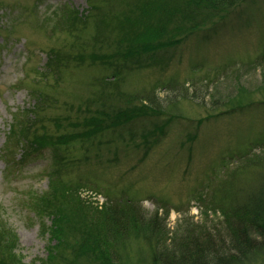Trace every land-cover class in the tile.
I'll return each mask as SVG.
<instances>
[{"label": "rangeland", "instance_id": "374dc122", "mask_svg": "<svg viewBox=\"0 0 264 264\" xmlns=\"http://www.w3.org/2000/svg\"><path fill=\"white\" fill-rule=\"evenodd\" d=\"M85 2L0 0V237L9 239L17 264H42L47 251L53 252L60 234L44 215V199L65 190L67 194L69 188L99 207L107 200L129 198L149 213L168 212L170 234L185 222L220 226L221 212L215 205L222 185L233 172L240 181L251 178L250 168L242 166L253 153L264 150V93L256 89L264 77V63L255 65L264 49V0H244L228 18L160 52L170 56L164 68L149 67L126 82L127 89L155 86L159 96L167 97L173 90L166 82L176 80L188 88V96L193 94L178 99L172 110L178 113L163 135L149 137L148 145L136 136L134 141L114 139L101 145L77 144L74 149L67 139L65 159L44 148L42 153L29 150L18 162L19 151L6 142L14 115L30 106L34 96H48L56 100L50 115L58 122L57 116L70 113L68 104L88 92L92 75L100 73L98 65L73 67L50 88L53 78L42 80L37 72L49 61L52 49L66 50L73 40L62 27L63 19L67 24V11L80 14ZM240 86L247 94L250 91L249 101L240 100L247 95H238ZM32 88L38 91L30 92ZM229 98L242 107L232 110ZM166 117L159 115L160 120ZM48 128L56 136L76 130L69 123ZM257 140L263 147L252 148ZM73 236L66 233V257ZM141 248L146 246L139 241L127 248L129 264H143ZM253 264H264V258Z\"/></svg>", "mask_w": 264, "mask_h": 264}, {"label": "trees", "instance_id": "16d2710c", "mask_svg": "<svg viewBox=\"0 0 264 264\" xmlns=\"http://www.w3.org/2000/svg\"><path fill=\"white\" fill-rule=\"evenodd\" d=\"M242 1L86 0L87 6L80 14L67 11L68 21L66 24L63 19L62 27L73 35V40L66 44V50L52 49L49 61L37 70L38 74L42 80L53 78L48 86L55 88L73 67L98 65L100 73L92 75L88 92L75 97L67 107L70 113L57 116L58 122L50 115L56 110V100L48 96H34L30 106L14 115L6 142L13 143L19 151L16 160L23 161L29 150L42 153L44 148L65 159L67 139L72 149L83 144H107L114 139L134 141L136 136L146 145L152 138L156 140L155 135H163L166 124L177 115L172 110L178 99L191 98L193 94L188 96V88L179 86L176 80L166 82L173 90L167 97L159 96L155 86L127 89L126 82L149 67L164 68L170 56L160 52L228 18ZM255 63H264V49ZM256 89L264 93V77ZM237 90L240 96L247 94L242 86ZM33 91L38 89H30ZM248 96L250 91L240 100L249 101ZM233 100H227L232 110L242 107L240 101L236 104ZM167 113L171 116L166 117ZM160 114L166 118L160 120ZM68 123L76 130L66 135L56 136L53 128H48ZM260 141H255L252 148L263 147ZM248 160L242 170L250 168L251 178L243 182L233 172V178L222 185L223 193L215 205L221 212L220 226L185 222L178 232L170 234L168 212L149 213L129 198L107 200L99 207L75 188L67 189V194L66 190L55 193L53 199L45 198L44 215L51 218L60 236L42 264H129L126 251L133 241L146 246L139 253L143 264H253L263 259L264 150L253 153ZM245 190L249 192L239 194ZM66 233L75 235L67 246L69 257L63 254ZM12 250L9 239L1 235L0 264L18 263Z\"/></svg>", "mask_w": 264, "mask_h": 264}]
</instances>
